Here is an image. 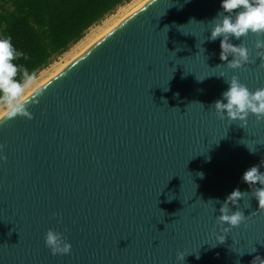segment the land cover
<instances>
[{
	"label": "water",
	"instance_id": "water-1",
	"mask_svg": "<svg viewBox=\"0 0 264 264\" xmlns=\"http://www.w3.org/2000/svg\"><path fill=\"white\" fill-rule=\"evenodd\" d=\"M218 11L220 0L146 1L29 94L31 119L0 123V264H176L178 251L184 264H264L257 201L240 202L246 226L228 233L209 201L251 192L242 175L264 160V122L210 109L221 72L264 87L254 35L243 43L259 68L216 67L206 24ZM48 229L69 254L45 247Z\"/></svg>",
	"mask_w": 264,
	"mask_h": 264
},
{
	"label": "clouds",
	"instance_id": "clouds-1",
	"mask_svg": "<svg viewBox=\"0 0 264 264\" xmlns=\"http://www.w3.org/2000/svg\"><path fill=\"white\" fill-rule=\"evenodd\" d=\"M197 23L205 25L203 22ZM206 26L210 29L208 31L210 35L206 37L208 42L220 39L219 59L225 63L216 67L226 65L228 69L235 71L251 63V52L243 43L249 35L256 36V56L264 59V0H220V11L207 22ZM234 40L240 42L233 43ZM203 43L204 40L200 48L204 52V48L201 47ZM24 56L23 52L13 46L10 37L0 38V123L16 117L31 119L28 93L36 83V74L15 63ZM216 76L222 78L228 86L222 92L221 98L210 105L218 119L240 127L247 124L250 116L258 123L264 122V87L249 89L237 75L226 78L227 74L224 72ZM205 78L197 80L202 82ZM249 151L255 152L250 149ZM3 153L4 146L0 145V160L5 159ZM261 168H264V160L248 168L242 175V181L249 185L251 192H242L237 188L223 201L209 200L220 204L217 223L225 233L242 224L246 226L248 217L240 203L245 197L254 198L257 206L264 210V171H261ZM199 175L203 177V173ZM44 244L53 255H67L71 251V244L66 237L53 229L45 232ZM189 254L178 251L176 264H184Z\"/></svg>",
	"mask_w": 264,
	"mask_h": 264
},
{
	"label": "trees",
	"instance_id": "trees-1",
	"mask_svg": "<svg viewBox=\"0 0 264 264\" xmlns=\"http://www.w3.org/2000/svg\"><path fill=\"white\" fill-rule=\"evenodd\" d=\"M125 1L0 0V38L10 37L25 54L15 63L37 74Z\"/></svg>",
	"mask_w": 264,
	"mask_h": 264
},
{
	"label": "rangeland",
	"instance_id": "rangeland-1",
	"mask_svg": "<svg viewBox=\"0 0 264 264\" xmlns=\"http://www.w3.org/2000/svg\"><path fill=\"white\" fill-rule=\"evenodd\" d=\"M148 0H126L121 6L116 8L111 14L107 15L98 24L90 27L84 34L83 38L71 46L67 52L54 59L48 67L36 74V83L29 91L28 95L37 89L40 85L53 77L74 58L81 54L94 41L100 38L104 33L126 18L129 14L142 6Z\"/></svg>",
	"mask_w": 264,
	"mask_h": 264
},
{
	"label": "snow or ice",
	"instance_id": "snow-or-ice-1",
	"mask_svg": "<svg viewBox=\"0 0 264 264\" xmlns=\"http://www.w3.org/2000/svg\"><path fill=\"white\" fill-rule=\"evenodd\" d=\"M253 65H255L256 67H258V65H259V63L257 64V61H255V62H252V63H249L246 67H244L243 69H241V70H243V71H248L249 70V67L250 66H253ZM259 68V67H258ZM259 70L261 71V72H264V68H259ZM11 120H6V121H4V123H6V122H10Z\"/></svg>",
	"mask_w": 264,
	"mask_h": 264
},
{
	"label": "bare ground",
	"instance_id": "bare-ground-1",
	"mask_svg": "<svg viewBox=\"0 0 264 264\" xmlns=\"http://www.w3.org/2000/svg\"><path fill=\"white\" fill-rule=\"evenodd\" d=\"M138 8H139V7H138ZM112 28H113V27H112ZM104 34H105V33H104ZM104 34H103V35H104ZM103 35H102V36H103ZM48 80H49V79H48Z\"/></svg>",
	"mask_w": 264,
	"mask_h": 264
}]
</instances>
